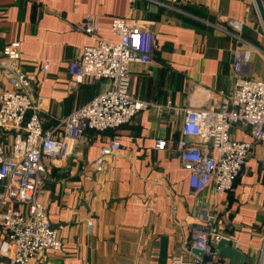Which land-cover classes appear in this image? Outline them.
I'll return each mask as SVG.
<instances>
[{
	"label": "crops",
	"instance_id": "0c3cea01",
	"mask_svg": "<svg viewBox=\"0 0 264 264\" xmlns=\"http://www.w3.org/2000/svg\"><path fill=\"white\" fill-rule=\"evenodd\" d=\"M88 16L97 21L98 36L108 40H119L112 30L116 17L156 34L153 62L130 64V93L151 105L116 129L87 130L67 157L46 160L38 195L63 248L29 264H172L175 255L195 254L193 230L207 210L217 214L219 233L246 254L245 264H260L264 143L235 124L233 138L253 141L247 165L225 194L213 185L196 191L181 165L178 141L200 138L185 135L183 115L175 113L218 108L231 93L238 47L233 20L242 22L243 47L250 53L245 74L264 80V23L256 0H0V59L6 46L18 44L17 63L29 75L46 128L108 86L91 78L77 85L69 71V62L96 42L79 27ZM8 86L0 72V91ZM13 136L0 128V149L8 154ZM113 138L121 148L99 169L94 161ZM158 138L168 141L165 148L156 147ZM21 208L28 211L30 204ZM6 238L0 226V264H13L2 253Z\"/></svg>",
	"mask_w": 264,
	"mask_h": 264
},
{
	"label": "built area",
	"instance_id": "2783aa9c",
	"mask_svg": "<svg viewBox=\"0 0 264 264\" xmlns=\"http://www.w3.org/2000/svg\"><path fill=\"white\" fill-rule=\"evenodd\" d=\"M230 24L238 42L229 76L233 82L231 93L223 97L218 108H177L175 111L183 115L184 134L200 138L198 143L178 141L181 165L189 170L191 188L202 191L213 185L221 195L233 188L253 147V141L233 138L232 127L239 124L255 141L264 143V80L245 74L250 53L243 47L242 22L233 20ZM79 27L97 38L69 62L74 83L79 85L87 78L109 83L84 106L60 118L52 128L44 126L39 112L41 102L33 97L29 75L17 63L18 44L6 46L0 59V72L9 85L0 91V128L14 132L9 154L0 149V182L3 184L0 226L7 236L2 253H8L13 264H29L47 250L63 248L59 231L49 220L38 195L40 179L48 170L47 161L54 162L71 154L87 130L116 129L151 105L130 93V64L153 62L156 34L127 17L113 19L112 30L119 36L117 41L99 37V25L92 16L86 17ZM49 68L50 64H45V72ZM167 144L165 138H158L156 147L165 148ZM120 148V141L111 139L102 146L95 166L101 169L107 158ZM25 203L30 204L28 211L21 208ZM217 222V214L207 210L195 226L190 244V249H198L202 254L175 255L172 264H223L225 258L214 248L223 236ZM93 225L94 221L89 219V231ZM260 264H264V239Z\"/></svg>",
	"mask_w": 264,
	"mask_h": 264
},
{
	"label": "water",
	"instance_id": "95a60500",
	"mask_svg": "<svg viewBox=\"0 0 264 264\" xmlns=\"http://www.w3.org/2000/svg\"><path fill=\"white\" fill-rule=\"evenodd\" d=\"M260 15L264 23V4L263 0H256ZM189 138L192 136H188ZM216 252L223 258L227 259V264H245L246 254L238 247L234 246L231 239L222 236L215 244ZM196 254L201 255L202 252L198 249H193Z\"/></svg>",
	"mask_w": 264,
	"mask_h": 264
}]
</instances>
